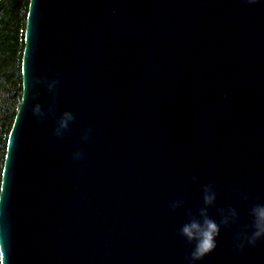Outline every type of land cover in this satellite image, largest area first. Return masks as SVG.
<instances>
[{"label": "water", "instance_id": "water-1", "mask_svg": "<svg viewBox=\"0 0 264 264\" xmlns=\"http://www.w3.org/2000/svg\"><path fill=\"white\" fill-rule=\"evenodd\" d=\"M21 80L0 264H185L178 229L201 185L240 225L264 202V4L29 0ZM235 231L197 264H264V241L236 252Z\"/></svg>", "mask_w": 264, "mask_h": 264}, {"label": "clouds", "instance_id": "clouds-1", "mask_svg": "<svg viewBox=\"0 0 264 264\" xmlns=\"http://www.w3.org/2000/svg\"><path fill=\"white\" fill-rule=\"evenodd\" d=\"M244 4H264V0H242ZM56 81L49 83L52 88ZM33 113L37 117L41 115L39 106L33 108ZM73 119L72 113L65 111L57 121V126L52 129V135L59 137L62 129H65L68 122ZM82 140L88 139V130L85 129ZM82 153L76 150L72 153V159H80ZM192 182L196 183L194 176ZM202 206L195 212L187 211V219L179 229L178 235L191 246L189 254L185 257V264H197L217 248V240L221 228L235 227L236 231L232 239V248L236 252H241L245 248L255 247L259 242L264 241V202L253 203L248 208L249 223L240 225L239 212L237 207L228 205L216 207L218 192L214 183L201 185ZM237 196L243 201L248 200L245 192L237 190ZM184 201L173 200L169 203V208L176 211L184 207ZM215 208V216L210 214V209Z\"/></svg>", "mask_w": 264, "mask_h": 264}, {"label": "trees", "instance_id": "trees-1", "mask_svg": "<svg viewBox=\"0 0 264 264\" xmlns=\"http://www.w3.org/2000/svg\"><path fill=\"white\" fill-rule=\"evenodd\" d=\"M28 5L29 0H0V184L7 139L21 100Z\"/></svg>", "mask_w": 264, "mask_h": 264}]
</instances>
